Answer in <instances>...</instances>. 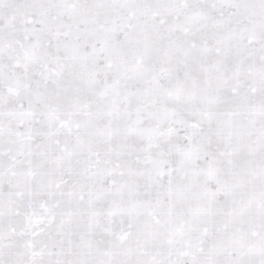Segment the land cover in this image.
<instances>
[{
    "label": "snow or ice",
    "instance_id": "obj_1",
    "mask_svg": "<svg viewBox=\"0 0 264 264\" xmlns=\"http://www.w3.org/2000/svg\"><path fill=\"white\" fill-rule=\"evenodd\" d=\"M0 264H264V0H0Z\"/></svg>",
    "mask_w": 264,
    "mask_h": 264
}]
</instances>
